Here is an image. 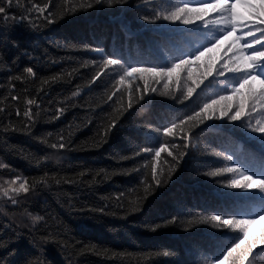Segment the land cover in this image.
<instances>
[{
  "label": "trees",
  "instance_id": "obj_1",
  "mask_svg": "<svg viewBox=\"0 0 264 264\" xmlns=\"http://www.w3.org/2000/svg\"><path fill=\"white\" fill-rule=\"evenodd\" d=\"M88 2L53 0L55 22L51 24L43 19L36 21V27L0 21V109H7L0 111V164L6 165L0 168V187L7 188L17 176L21 180L15 187L25 179L36 185L29 193L16 196V204L0 194V264H206L220 255L235 234L211 224L182 221L217 213L251 216L264 207L259 193L223 187L232 178L230 174L216 178L203 174L230 166L223 155L212 153L232 155L235 162L259 173L264 170V137L251 133L243 122L208 121L195 130V147L178 149L188 152L178 163L162 153L158 170L167 177L175 163V171L167 182L146 193L151 169L141 165L150 164V158L135 153L165 142L175 155L178 150L171 149V143L182 146L183 142L158 136L155 129L162 130L198 111L209 98L225 94L227 81L209 78L211 83L198 89L199 95L177 103L159 94L174 91L175 81L168 82L165 90V81L155 84L150 79V87L158 91L119 115L121 104L127 106V92L119 103L106 102L112 81L104 77L88 87L95 68L80 65L99 62L107 55L122 57L133 66L170 65L174 58L205 43L214 30L199 22L184 26L148 24L140 19L180 0H129L123 6L105 2L92 8ZM19 3L23 6L26 0ZM10 11L20 15L22 8ZM85 46L102 51H89ZM26 67L33 68L35 77L23 72ZM73 69H77L73 75H66ZM57 74L63 79L43 83ZM17 75H23V80L13 79ZM137 84L142 90L139 80L132 81L131 87ZM77 90L79 95L73 97ZM12 95L19 102L11 100ZM33 98L41 106L34 108L39 115L24 129L26 120L16 111L23 113L25 99ZM62 106L65 112L55 119V110ZM112 117L118 118L117 126L105 136ZM255 118L264 120V115ZM6 125L20 130L4 131ZM60 136L68 147H50ZM45 174L47 184L41 181ZM133 202L139 206L134 212ZM35 216L43 220L33 224ZM174 217L176 223L165 224ZM156 224L163 226L152 231ZM262 227L264 223L257 224V232ZM165 251L170 255H157ZM256 264H264V255H257Z\"/></svg>",
  "mask_w": 264,
  "mask_h": 264
},
{
  "label": "snow or ice",
  "instance_id": "obj_2",
  "mask_svg": "<svg viewBox=\"0 0 264 264\" xmlns=\"http://www.w3.org/2000/svg\"><path fill=\"white\" fill-rule=\"evenodd\" d=\"M107 3L109 6H123L129 3V0H89L88 8L94 5ZM151 2V0H146ZM30 3V7L27 4ZM68 3V0H65ZM22 8V13L17 15L12 13V8ZM53 0H47L46 3H39L38 0H26L25 5H21L19 0H0V21H12L15 24L27 22L32 27H36V21L43 19L48 24L54 23L53 17L55 13L51 11ZM243 9V10H242ZM142 21L148 24H157L158 22H168L170 24H181L184 26L196 25L198 22L203 28H211L214 34L211 35L205 43L196 47L192 52L180 55L174 58L173 62L164 65L146 66L128 65L122 57L107 55L101 58L99 62L86 61L80 65L81 68L94 67L88 87L108 77L111 81V91L107 95L106 102L119 103L123 100L124 93L127 92V106L121 104L119 115H123L125 111L133 107L134 102L139 103L145 100L151 93H156V87H150L149 80L155 84H159L162 80L165 81L163 87L169 89L170 81H175L176 88L174 91L160 92L161 96H169L177 103L185 101L199 95L198 89L202 90V86L207 87L206 82L211 83L212 80H218L224 77L227 81L223 92L218 94L216 98H209L199 107L198 111H193L192 114L186 115L184 119L178 122L172 121L169 126L155 129L157 135L179 138L183 144L177 145L171 143V149H189L195 147L193 137L195 130L206 125L208 121L226 120L228 122H243L246 128L253 134L264 137V120L256 119V115H264V0H180L179 3L166 6L162 10L154 11L152 15L140 17ZM89 51H102L99 48H91L85 46ZM215 54V55H210ZM207 57L206 63L204 62ZM195 66V69H194ZM77 69L66 73L71 76ZM29 76L35 77L36 73L32 67H26L23 70ZM230 75V79H229ZM118 76V79L116 77ZM23 75H17L13 79L23 80ZM63 79L61 74L51 76L43 81L44 84L49 82L55 83ZM139 80L143 82V89L139 84L136 87H131V82ZM190 82V83H189ZM128 87H125V85ZM14 87V86H13ZM178 93V95H177ZM79 95V90L74 91L72 96ZM114 98H116L114 100ZM17 95H12L11 100L19 102ZM25 108L23 113L19 109L16 115H23L26 122L24 129H29L31 124L35 122L36 116L41 106L38 100L25 99ZM7 109H0L6 111ZM66 110V106L59 107L55 110L54 118L58 119ZM118 118L112 117L106 126L104 135L107 136L113 128L117 126ZM19 131L13 125H6L4 131ZM58 143H52L50 147L53 149H65L68 147L63 136L58 137ZM47 143V140L42 141ZM162 153H166L172 161L179 162L186 155L187 151L178 150L174 155L173 151L169 150V144L161 142L157 147L140 148L135 156L148 154L150 164L141 165L142 168L151 169V183L147 184L145 192L153 186L159 187L167 182V179L175 171L176 164L172 163L168 169L167 177L163 170H158L161 164ZM215 157L224 156V159L230 161V166H225L216 170H209L203 174L216 178L225 174H230L231 179L223 184V187L228 189L239 190L244 193H259L264 197V170L259 173L250 171L242 164L235 162L232 155H226L221 152L212 153ZM122 157L121 159H128ZM133 159L135 157H132ZM6 167L0 164V168ZM264 169V166H262ZM140 168H135L133 171H139ZM81 176L85 173H80ZM107 175V174H106ZM41 177V181L47 184L48 180ZM53 179H55L53 177ZM95 177H93V180ZM21 178L17 176L9 182L7 188L0 187V194L7 197L13 204L18 203L15 198L21 193L27 194L34 190L35 183L29 184L25 179L19 183L18 187L14 185ZM56 180V183H60ZM66 183H71L70 180H65ZM144 183V181H141ZM124 194L117 196L120 199ZM136 204V202H133ZM133 212L139 210L138 204L131 209ZM103 211V209H99ZM43 220V217H32L33 224ZM176 218L165 221V224L176 223ZM187 225L194 224H211L213 228L228 230L235 235L232 242L217 256L214 260L207 261L206 264H256L257 255H264V227L259 232L256 230V225L264 223V207H261L258 212L248 216H237L235 214H213L208 216H200L188 221H182ZM163 225L156 224L151 230L156 231ZM47 239V237L45 238ZM94 249H89L93 251ZM106 251V250H105ZM97 254H101L97 252ZM157 255L168 256L169 252L157 253Z\"/></svg>",
  "mask_w": 264,
  "mask_h": 264
}]
</instances>
